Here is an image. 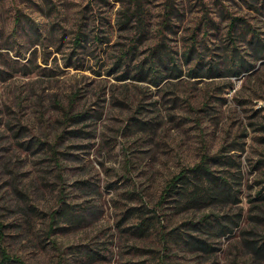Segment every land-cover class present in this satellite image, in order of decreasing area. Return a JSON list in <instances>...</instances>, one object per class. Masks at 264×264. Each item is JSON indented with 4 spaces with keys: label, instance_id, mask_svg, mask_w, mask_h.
<instances>
[{
    "label": "rangeland",
    "instance_id": "1",
    "mask_svg": "<svg viewBox=\"0 0 264 264\" xmlns=\"http://www.w3.org/2000/svg\"><path fill=\"white\" fill-rule=\"evenodd\" d=\"M258 39L264 0H0V248L14 264H264L244 246L264 241ZM232 56L254 68L231 75ZM213 158L234 199L168 195Z\"/></svg>",
    "mask_w": 264,
    "mask_h": 264
},
{
    "label": "trees",
    "instance_id": "2",
    "mask_svg": "<svg viewBox=\"0 0 264 264\" xmlns=\"http://www.w3.org/2000/svg\"><path fill=\"white\" fill-rule=\"evenodd\" d=\"M253 42L254 38H252L251 40V43ZM255 44L256 57L259 58V60H264V43L260 39H258ZM189 54L192 55V52H190ZM231 62L232 65L230 67V71L231 75L233 76H239L242 72H249L254 68L247 65V62L244 58L237 59V56H232ZM161 63L162 65H164L166 62L161 59L160 64ZM145 74L146 73L142 68L138 73V77L141 78ZM208 76H210V73ZM156 78L157 76L155 75V79ZM143 79H147V76ZM213 161H217L216 158L205 159L201 164L193 167L189 171H185L184 173H182L180 177L175 181L180 185H170L168 188V195L172 196L173 194L179 196V200H181L182 203H186L187 205H190V203H213L216 199H221L223 197L233 198V189L231 186V182L225 176H217L215 174V172L213 171L214 167L211 165V162ZM220 161L223 162L224 160L221 159ZM259 195L263 197L264 200V190L261 191ZM262 206V213L260 214L263 218L262 220H260L261 223L262 221H264V202ZM66 213L70 215L69 212ZM217 221L219 222V227L222 231V234H225L226 231L230 229L226 224L227 222L236 226L240 224V222L237 223L232 218H227L224 225L221 220ZM202 245L204 248L203 251H207V244L202 242ZM244 246L249 250L254 260H256L257 262L260 261L261 263L264 262V241L258 243L257 240H245ZM14 262L15 261L11 259L3 249L0 248V264H14Z\"/></svg>",
    "mask_w": 264,
    "mask_h": 264
},
{
    "label": "built area",
    "instance_id": "3",
    "mask_svg": "<svg viewBox=\"0 0 264 264\" xmlns=\"http://www.w3.org/2000/svg\"><path fill=\"white\" fill-rule=\"evenodd\" d=\"M259 108L264 110V101L258 103Z\"/></svg>",
    "mask_w": 264,
    "mask_h": 264
}]
</instances>
